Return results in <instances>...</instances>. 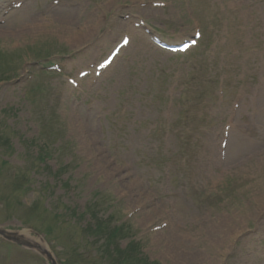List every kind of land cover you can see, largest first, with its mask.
<instances>
[{
	"label": "rangeland",
	"instance_id": "1",
	"mask_svg": "<svg viewBox=\"0 0 264 264\" xmlns=\"http://www.w3.org/2000/svg\"><path fill=\"white\" fill-rule=\"evenodd\" d=\"M7 58L0 264H264V0H0Z\"/></svg>",
	"mask_w": 264,
	"mask_h": 264
},
{
	"label": "trees",
	"instance_id": "2",
	"mask_svg": "<svg viewBox=\"0 0 264 264\" xmlns=\"http://www.w3.org/2000/svg\"><path fill=\"white\" fill-rule=\"evenodd\" d=\"M9 61L10 58L7 59H3L0 61V72L2 73L4 70L7 71L9 67ZM7 78V75L2 74L0 75V81L5 80ZM48 147V146H47ZM42 153L40 154L41 158V162L45 161V166H47L48 168L49 165L47 164V160L49 158H51V153L49 152L48 148L44 149L42 148ZM39 155V154H38ZM2 163L4 165H9V163H7L6 161H2ZM47 164V165H46ZM51 170V169H50ZM62 167L59 166V169H56L54 171V174H58L61 172ZM95 220L92 224L88 225V228L90 230V232H92L94 235L101 237V239L104 240V243L102 244V248H106L107 250L110 248V246L112 245L113 241L115 240V238L117 237V235L119 234L120 231V226H113V227H108L106 225V219H102L99 216H95L94 217ZM95 230V231H92ZM135 246L134 242H130L126 247H121L118 243H116V250L118 251V255H119V259H116L115 263L119 262L122 263V260H124L125 256H130L128 254L129 251H131ZM127 259V263L128 264H158L157 262H149L146 260H142L141 258H130Z\"/></svg>",
	"mask_w": 264,
	"mask_h": 264
},
{
	"label": "water",
	"instance_id": "3",
	"mask_svg": "<svg viewBox=\"0 0 264 264\" xmlns=\"http://www.w3.org/2000/svg\"><path fill=\"white\" fill-rule=\"evenodd\" d=\"M0 234H2L3 236H6L7 238H13L11 235H7L6 232L4 230H1V229H0ZM41 253L46 255V257L51 261V264H55L51 254L49 252H47L46 250H41Z\"/></svg>",
	"mask_w": 264,
	"mask_h": 264
},
{
	"label": "snow or ice",
	"instance_id": "4",
	"mask_svg": "<svg viewBox=\"0 0 264 264\" xmlns=\"http://www.w3.org/2000/svg\"><path fill=\"white\" fill-rule=\"evenodd\" d=\"M193 43H195V41H193Z\"/></svg>",
	"mask_w": 264,
	"mask_h": 264
}]
</instances>
